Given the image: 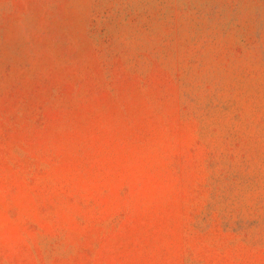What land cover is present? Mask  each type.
Returning a JSON list of instances; mask_svg holds the SVG:
<instances>
[{
    "label": "rangeland",
    "instance_id": "rangeland-1",
    "mask_svg": "<svg viewBox=\"0 0 264 264\" xmlns=\"http://www.w3.org/2000/svg\"><path fill=\"white\" fill-rule=\"evenodd\" d=\"M0 264H264V0H0Z\"/></svg>",
    "mask_w": 264,
    "mask_h": 264
}]
</instances>
